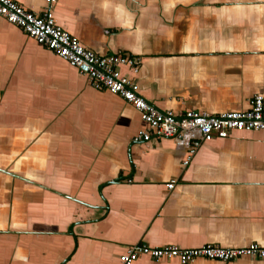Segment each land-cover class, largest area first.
Instances as JSON below:
<instances>
[{"label": "crops", "instance_id": "0c3cea01", "mask_svg": "<svg viewBox=\"0 0 264 264\" xmlns=\"http://www.w3.org/2000/svg\"><path fill=\"white\" fill-rule=\"evenodd\" d=\"M53 14L94 53L138 57L136 72L119 69L160 111L264 101V0H55ZM141 129L133 105L0 16V264H122L134 244L264 245V130L134 141Z\"/></svg>", "mask_w": 264, "mask_h": 264}, {"label": "built area", "instance_id": "2783aa9c", "mask_svg": "<svg viewBox=\"0 0 264 264\" xmlns=\"http://www.w3.org/2000/svg\"><path fill=\"white\" fill-rule=\"evenodd\" d=\"M54 1L45 0L42 12L36 13L15 0H0V16L19 26L38 44L76 66L94 88L107 89L133 105L148 125V130L138 131L133 137L134 141L181 135L184 131L192 129H197L205 140L214 136L226 137L232 131L264 130V101L261 94L253 95L250 108L244 111H227L212 115L189 110L176 116L171 111L158 110L138 93V85L119 69L120 66H127L136 72L138 57L121 53L98 55L83 46L76 37L56 23L53 14ZM193 145L197 146L198 141H194ZM173 185L174 180L166 184L168 189ZM141 255H147L153 260L177 259L181 263L193 262L198 257L228 262L241 256L263 258L264 245L253 242L244 247H223L206 243L186 248L175 244L159 247L134 244L128 247L119 259L122 264H132Z\"/></svg>", "mask_w": 264, "mask_h": 264}]
</instances>
